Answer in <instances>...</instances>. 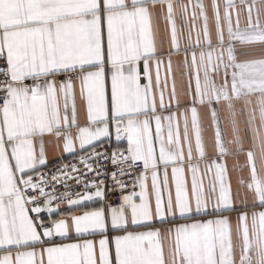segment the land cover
I'll return each mask as SVG.
<instances>
[{"label": "crops", "instance_id": "obj_1", "mask_svg": "<svg viewBox=\"0 0 264 264\" xmlns=\"http://www.w3.org/2000/svg\"><path fill=\"white\" fill-rule=\"evenodd\" d=\"M113 3L105 0L109 7L101 10L107 17V47L101 50L97 22L95 44L80 57L103 63L85 70L93 75L73 76L79 123L85 124L90 107L94 115L108 116L100 121L105 128L118 126L123 141L116 145L113 136V147L131 148L148 165L146 189L139 191L144 192L145 206L152 201L153 215L163 214L158 197L168 203L170 212L209 209L130 226L127 231L133 234L151 229L158 233L123 241L131 250L125 259L130 264H264V0H118L117 7ZM98 4L99 0H54L44 9L33 4L32 10L35 16L43 12L59 17L58 40L71 50L84 39L83 10ZM8 17L16 25L9 37L15 63L22 54L16 41L30 38L33 26L19 23L11 8ZM18 75L12 71L13 91ZM57 100L63 115V90ZM36 109L43 119V105L27 96L8 100L0 108L5 143L8 133L33 125ZM66 131L77 137V127ZM63 144L55 134L44 136L46 167L82 154L64 153ZM0 177L6 190L17 185L18 176L14 177L2 146ZM225 204L235 206L223 208ZM99 206L97 202L86 207ZM61 210L79 215L84 206L61 205ZM65 219L71 231L73 221ZM28 223L26 213L15 221ZM13 227L11 213L0 210L6 242ZM16 235L13 230L10 239ZM107 235L114 259L112 238L124 232L109 227ZM101 238L100 233L77 237L73 231L70 239L55 243L93 240L99 262L107 255L100 253ZM47 246L0 248V257L15 259L35 247L39 260L40 250ZM44 260L47 264L46 252Z\"/></svg>", "mask_w": 264, "mask_h": 264}, {"label": "snow or ice", "instance_id": "obj_2", "mask_svg": "<svg viewBox=\"0 0 264 264\" xmlns=\"http://www.w3.org/2000/svg\"><path fill=\"white\" fill-rule=\"evenodd\" d=\"M53 2L54 0H0V60L4 61V66H0V76L11 77L12 71L19 73L15 77V91L9 85L0 87V92L5 93L4 96H0V108H3L7 100L27 96L34 104L43 105L44 115L41 119L38 115L39 109H36L33 112L35 117L33 125L28 128H18L14 134L8 133V143H5V134L0 130V146L3 147V154L7 156L14 177L18 176L17 185L11 190L5 189L3 178L0 177V210L11 213L14 222V227L8 231L7 242L3 232L0 231V248L48 245L40 250L39 260L36 256L37 249L33 247L28 252L18 253L15 259L10 256L0 257V264H45V252L47 264H130L125 257L131 254V250L124 248L122 242L132 235L150 236L152 232L158 233V229H151L147 233L133 234L127 231L130 226L165 222L170 216L175 218L204 214L209 209L206 206L194 209L189 207L187 212H170L168 203L158 197L157 206L163 214L153 215L152 201L149 200L145 206L144 192L136 190L138 184L140 188L146 189L148 167L146 162L132 154L131 148L117 146L110 153L107 149L97 150V142L101 140L111 144L114 136L115 144L119 145L123 138L119 134L117 125L113 124L105 128L100 124V121L108 119L107 115H94L90 107H87L85 124L79 123L72 80L74 74L81 72L85 77L93 75L85 70L92 65L99 66L103 63V59L86 60L80 57L86 49L91 50L95 44L97 22L101 50L107 47L109 43L107 17L101 10L109 5L105 4V0H99L98 6H89L83 10V20L80 24L84 31V39L68 50L58 40L59 17H51L43 12L39 16L33 15V4H38L44 9ZM132 2L135 3L136 0ZM112 6H119L118 0H114ZM9 8L12 9L19 23L33 26L29 29L30 38L16 41V46L22 54L15 63H13V43L9 42V37L16 25L8 22ZM60 90L64 91L63 115L60 113L57 100ZM53 101H55L54 106ZM73 126L78 128L77 137H72L71 133L66 131ZM46 134H55L57 138L64 140V153L70 154L79 150L82 154L75 162L62 164L55 172L46 174L43 171L48 164L44 147ZM109 165L112 166L113 171H108ZM138 166L142 170L136 174L131 184L133 192L129 194L126 190L130 185L125 177L131 178L133 169ZM224 170L221 169V172ZM107 179L112 181L111 189L108 187ZM221 183L223 184L222 175ZM20 184L25 187L17 193ZM108 191L125 193L119 206L107 204ZM28 193L31 195L25 198ZM221 195L224 196L223 190ZM227 195L231 196L230 182ZM97 202L100 204L99 207H86ZM61 205L68 208L84 206V210L79 215L64 213ZM234 206V204H225L223 208ZM24 213L29 223L15 225V221L22 218ZM65 217H70L73 221L71 231L68 230V220ZM109 227L114 231L124 232L123 236L112 238L115 246L114 259L107 235ZM13 230L17 235L15 239H10ZM73 231L77 237L102 234L99 250L101 254L106 252V259L97 261L96 242L93 240L55 243L57 238L70 239ZM73 253L75 259L72 258Z\"/></svg>", "mask_w": 264, "mask_h": 264}, {"label": "built area", "instance_id": "obj_3", "mask_svg": "<svg viewBox=\"0 0 264 264\" xmlns=\"http://www.w3.org/2000/svg\"><path fill=\"white\" fill-rule=\"evenodd\" d=\"M0 66H4V61L3 60H0ZM11 71V70H10ZM74 77H76V74L73 75ZM13 78L12 76L11 77H6V76H0V87L2 86H5V85H9V86H12L13 85ZM5 93L4 92H0V96H4ZM8 101V100H7ZM7 101L5 102L4 106L6 105ZM101 145L103 147H101ZM97 147V150L98 151H103L104 149H107L108 152L110 153L112 151V149L114 148L112 144H109L108 142L106 143H102ZM77 158H74V159H71V160H68V161H63V162H60V163H57V164H54L52 166H49V167H46L43 169V171L46 173V174H49V173H52V172H55L62 164H70V163H73L76 161ZM114 169L112 168L111 165L108 166V171H113ZM141 167L138 166L136 168L133 169V176L131 178L129 177H125V180L129 183V188L126 190L129 194H131L133 192V189L131 187V184L132 182L135 180V177H136V174L140 173L141 172ZM107 184H108V187L109 189H111L113 187V184H112V181L111 179H107ZM25 185H21L19 187V192L22 188H24ZM62 190V189H61ZM137 191L140 190V187H139V184L137 186ZM125 194V193H121V192H117V191H108L107 192V196H106V199H107V204H111V205H117L119 206V204L121 203V199H122V195ZM27 195H31V193H28L25 195V198H27ZM106 206V205H105ZM61 239L60 238H57L55 240V242H58L60 241Z\"/></svg>", "mask_w": 264, "mask_h": 264}]
</instances>
